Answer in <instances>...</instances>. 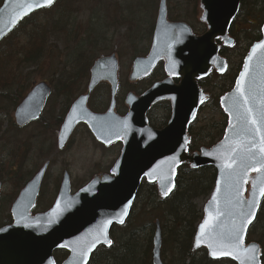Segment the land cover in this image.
I'll use <instances>...</instances> for the list:
<instances>
[{
  "label": "water",
  "instance_id": "water-1",
  "mask_svg": "<svg viewBox=\"0 0 264 264\" xmlns=\"http://www.w3.org/2000/svg\"><path fill=\"white\" fill-rule=\"evenodd\" d=\"M241 1L200 0L198 19L206 25L207 33L196 36L186 22H170L168 1L160 0L152 49L146 57L134 61L128 81L131 84L142 81L160 62L165 63L167 78L142 96L130 93L125 100L128 112L123 117L116 113L120 59L116 54L98 58L90 69L86 92L73 104L61 126L58 147L63 149L76 127L84 123L105 146L122 142L121 155L110 174L94 176L90 184L75 194L66 173L53 208L33 217L31 212L39 197L47 163L13 205L14 224L0 229V264H56L54 253L62 249L70 253L63 264H89L99 247L112 246L111 230L127 222L143 182L155 184L159 197L168 199L182 165L194 170L212 167L217 172L215 189L195 233L194 252L204 248L213 261L231 259L236 264L242 261L262 264L261 246L255 242L246 244L245 239L264 199L260 191L264 187V152L260 151L264 144L261 139L264 48L258 47L264 45V27L261 40L253 45L243 62L233 90L221 98L220 106L228 121L224 138L213 148L203 147L197 152L190 153L188 145L189 128L208 98L199 82L208 79L212 70L218 74L227 70V61L220 54L221 46L217 42L225 47L234 45L230 27L240 11ZM37 4L45 6L35 7ZM50 7L45 0H5L0 9V43L30 15ZM177 78L179 83L175 84ZM101 84L110 87L111 105L106 113L97 115L90 110L88 102ZM50 92L45 83L32 90L15 114L18 126L40 119ZM167 101L172 112L169 124L155 130L148 123V112L156 104ZM249 148L251 152L247 151ZM249 156L251 160H247ZM241 157L247 161L246 168L240 167ZM229 163L231 168L227 166ZM240 212L253 217L243 228L240 248L232 251L209 247V235L218 236L229 232L234 224L240 225ZM206 223L208 227L202 238L201 229ZM106 241H111V245ZM162 241L158 224L153 239V264H164Z\"/></svg>",
  "mask_w": 264,
  "mask_h": 264
},
{
  "label": "trees",
  "instance_id": "trees-1",
  "mask_svg": "<svg viewBox=\"0 0 264 264\" xmlns=\"http://www.w3.org/2000/svg\"><path fill=\"white\" fill-rule=\"evenodd\" d=\"M263 3L264 1L261 0H244L241 6L243 12L240 13V16L244 28L240 35L243 32L248 34V29H252L253 26L259 29L255 35L247 36L250 42L249 48L261 39L260 29L264 25ZM141 8L142 3L133 0H59L51 9L42 10L29 17L0 45V74L4 71L9 73L8 78L1 79L0 77V105L8 104L11 107H17L24 98V90L30 88V85L25 82L28 79L23 80L21 73L27 69L37 70L44 61L53 63L60 56L58 50L63 48L66 60L57 64L54 69L57 79L53 82V91H55L53 95L61 99L72 100L68 104V108L65 109L66 115L71 103L85 91L93 62L101 54L109 53L110 48L106 47L107 37H112L115 32V35H118L125 25L127 26L125 29L128 42H131V38H133L129 36L130 32L134 33L136 37L137 34H140L141 28L144 26ZM257 11H259V15ZM37 19H41V21L39 22ZM24 34L26 36L24 38L25 45L20 41ZM222 51L225 54L227 52L225 49ZM143 54L144 52L136 53L135 57ZM242 67L243 61L238 68L232 67L230 73L229 70L221 76L227 77L232 87L224 93L233 89ZM158 75L163 77L162 69ZM200 85L205 87L206 82H200ZM15 87L19 91L12 94ZM102 90L109 95L108 101L110 98L108 87L106 85L99 86L91 101V107L96 113L103 112L108 106L107 101L104 104L98 103L97 95ZM215 105L217 113L222 116L223 121L201 129H198V120L191 125L189 130L190 151H196L202 146H213L216 141L223 138L228 121L220 109L218 100ZM160 107L165 111H170L166 104H162ZM123 109H120V113H123ZM150 120L153 127L157 128L151 116ZM44 121L45 118H42L41 122ZM62 121V117L55 121H46L45 126L41 127L44 131L37 128V133L43 134L31 136V140L34 143L40 141L39 139L47 141L45 132L49 131L51 136L55 135ZM166 124L165 122L162 126ZM52 128L56 130L54 131ZM3 138L4 134L0 132V140ZM52 141L51 139L50 142ZM31 150L28 154L29 157ZM3 152L6 151L3 150ZM176 179L175 191L166 200L159 199L155 185L143 183L127 223L112 232L113 246L106 249L100 248L92 256L89 264H152L153 234L157 221L162 227V256L166 258V264H217L210 259L204 249L194 253V245H192L195 232L203 216L198 207V200L208 199L212 194L217 179L216 170L210 167L191 170L190 167L184 165L178 170ZM19 180H23L21 175H19ZM263 229L264 201L248 235V238L257 239V242L264 247V242L260 240V237L264 240V234H260ZM116 233L118 234L116 235ZM142 238L145 239L142 241ZM262 261L264 264V254ZM226 262L235 264L232 261Z\"/></svg>",
  "mask_w": 264,
  "mask_h": 264
},
{
  "label": "rangeland",
  "instance_id": "rangeland-1",
  "mask_svg": "<svg viewBox=\"0 0 264 264\" xmlns=\"http://www.w3.org/2000/svg\"><path fill=\"white\" fill-rule=\"evenodd\" d=\"M136 2L142 3V20L144 22V26L141 28L140 34H137V37L134 33L130 32L129 36H132L131 42L126 40V29L127 26L121 29L118 35L113 34L112 37L108 36V42L106 43V47L110 48L108 54H99L100 56H109V54L116 53L119 59H121V72H120V81L121 84V94L119 96L120 106L118 107V111L124 108L123 111L126 110L125 104L123 103L125 96L129 92H136L137 94L144 93V90L148 89L149 84L155 83V81L162 80L158 74L161 71V67L158 68L153 77L144 80L141 83L136 85L130 84L128 81V75L130 73V67L134 61L136 53L144 52L146 55L151 49L152 43V32L155 26V19L158 14V6L159 0H133ZM168 9L170 14V20L176 22H187L193 29L196 34L202 33L205 30V27L202 23L198 22L199 17V1L200 0H168ZM262 2L264 0H261ZM264 4V3H263ZM140 6V5H139ZM258 15H259V11ZM256 12V14H257ZM173 17V19L171 18ZM241 16L237 19L238 28L235 27L233 31V37L236 38L237 44L231 49H226V56L228 58L229 73L232 70V67L236 69L238 68L240 63L244 59V55L249 48L250 42L248 41V37L252 34H256L255 32H259L258 27L253 26L252 29H248V34L243 32L240 35L242 28H244L243 22L241 20ZM39 22L41 19H37ZM240 31V32H238ZM248 36V37H247ZM25 34L22 35L21 44L25 45L24 38ZM130 43V44H129ZM60 45V44H58ZM60 53L59 58L51 62H42V64L34 69H27L21 73L22 79L30 85V88L24 90V94L26 95L34 86L35 83H40L43 81H47L54 88V80L56 78V74L54 73V69L57 64L64 62L66 60V53L63 48L58 50ZM137 56V57H142ZM54 59V58H53ZM17 73V72H16ZM9 73L4 71L0 74L1 79L8 78ZM20 75V74H18ZM89 77V76H88ZM7 80V79H6ZM5 80V81H6ZM151 80V82H150ZM3 81V82H5ZM229 79L217 76L216 73H213L210 76V79L206 82V91L210 94L212 99L211 102L205 105V108L202 109L203 112L199 115V124L198 129H201L205 126H212L213 123H220L223 121L222 116L217 113L216 101L220 100L222 95L226 90L231 89V85L229 83ZM2 85V83H1ZM9 89V87H8ZM17 91V88H13L12 94ZM19 91V90H18ZM17 91V92H18ZM1 92V90H0ZM55 92V91H54ZM108 94L103 90L99 92L97 95L98 103L104 104L108 103ZM72 100L70 99H61L53 95L47 103L46 109L44 111L43 118L46 120L40 125L42 127L45 126L46 121L49 122L51 120L55 121L57 118L62 117L64 119V115L66 113L65 109L68 108V104ZM104 106V105H101ZM0 132L4 134L3 140H0V161L4 162H16L19 167V175L23 177V180L15 179L14 181L11 178H6V183L3 188V193L0 197V228L3 227L6 216L10 214L11 207L17 199V193L25 188V184L30 181L35 175L36 172L44 166L45 162L50 161L51 167L47 171V178L44 182L43 195L42 199L39 202L38 208L35 212H46L49 211L51 206L54 204L58 190L60 187V182L62 180L64 172H68L71 175V180L73 184V192H76L81 189V187L87 185L89 181H91L92 177L97 174L107 173L113 167L117 158L120 155L122 150L120 144H115L110 148L101 147L95 138L88 132V129L85 127H79L78 131L75 133L72 141L68 144L65 151L60 152L57 148V132L55 135H50L49 131H46L47 134V143L43 149L41 147V141L33 142L31 140V136L37 134L36 125H32L28 128L23 129V131L15 130L14 127V119H13V108L10 105H0ZM124 113V112H123ZM151 118L155 126H162L163 123H167L170 112L165 111L162 107L157 109L156 111L151 112ZM166 126V125H165ZM54 127V126H53ZM54 136V137H53ZM53 140L50 142V140ZM30 142V143H28ZM28 143V144H27ZM14 144V145H13ZM24 144H27V149H24ZM31 146V156L29 157V147ZM5 150L6 152H3ZM25 151V152H24ZM6 154V155H5ZM8 154V155H7ZM5 155V156H3ZM49 155V157H48ZM2 159V160H1ZM32 173L33 175H31ZM19 178V177H18ZM17 180L19 182L17 184ZM11 197H14L13 199ZM208 199L198 200V207L200 210L205 206ZM260 234H264V229ZM118 233H116L117 235ZM262 234V235H263ZM145 239V238H144ZM142 238V241L144 240ZM263 238L260 237V240ZM258 240V241H260ZM141 241V240H140ZM248 241H257L254 238H248ZM167 249V253H168ZM166 253V252H165ZM166 253V254H167ZM162 258L166 262V258L162 256ZM167 263V262H166ZM217 264H230L228 262H219Z\"/></svg>",
  "mask_w": 264,
  "mask_h": 264
},
{
  "label": "flooded vegetation",
  "instance_id": "flooded-vegetation-1",
  "mask_svg": "<svg viewBox=\"0 0 264 264\" xmlns=\"http://www.w3.org/2000/svg\"><path fill=\"white\" fill-rule=\"evenodd\" d=\"M244 1V0H243ZM243 1L241 2V5H240V9L242 10V8H241V6H242V3H243ZM5 2V0H0V7L3 5V3ZM240 10V13L241 12H243V11H241ZM240 16L238 15V17L235 19V21H234V23L232 24V26H231V29H230V31L232 32V34H233V31H234V29H235V27H237L238 28V25H237V19L239 18ZM238 32H240V31H238ZM223 54V53H222ZM159 67L158 68H162L163 69V74H164V77H165V66H164V63L162 62V63H160L159 65H158ZM162 78L163 80H165V78ZM162 80V81H163ZM174 82H175V84H177V83H179V79L177 78V79H174ZM205 88V87H204ZM206 89V88H205ZM94 96V94L92 95V97ZM91 101H92V98L90 99V101H89V104L91 105ZM119 102V100L117 101V103ZM162 104H166V105H168L169 106V110H170V112H171V106H170V103L167 101L166 103H160V104H157L153 109H152V111L151 112H153V111H156L157 109H159V108H161L160 106L162 105ZM118 105H119V103H118ZM92 106V105H91ZM11 108H13L12 110H13V113L15 114V111H16V109L17 108H15V107H11ZM152 114V113H151ZM43 118V117H42ZM169 118V116L167 117V119ZM13 119H14V115H13ZM46 120V119H45ZM42 124V122H41V120L40 121H37V122H34V123H32V124H30V125H28L27 127H23L22 129L21 128H18L17 127V125H16V121H15V119H14V127H15V130H17V131H19V130H23V129H25V128H28V127H30V126H32V125H36V127L37 128H39V129H41V130H43L44 131V129H42L41 127L42 126H40ZM150 124H152L151 123V121H150ZM167 126V125H166ZM166 126H164V127H166ZM160 127H162V126H158L157 128H160ZM164 127H162V128H164ZM156 128V129H157ZM36 131H38V129L36 130ZM89 132V131H88ZM37 134H39V135H41V134H43V133H37ZM40 141H41V146L43 147V146H45L46 145V143H47V141H43L42 139H39ZM36 141V140H35ZM37 142V141H36ZM28 143H30V142H28ZM27 143V144H28ZM27 144H24V149H27L26 147H27ZM99 144V143H98ZM14 145V144H13ZM101 147L103 146L104 147V145H101V144H99ZM104 148H106V147H104ZM107 149V148H106ZM30 150H31V146L29 147V150H28V152H29V154H30ZM47 162H49V167H48V169L51 167V162L50 161H47ZM18 167H19V165L16 163V162H9V163H7V162H4V161H0V184H1V187H2V192H1V194H0V197H1V195H2V193H3V188H4V185H5V183H6V178H11L13 181L15 180V179H19L18 177H19V175H18V173H19V171H18ZM112 169V168H111ZM110 169V170H111ZM109 170V172H107V174H109L111 171ZM31 175H33L32 173H30ZM65 172H64V174H63V177L65 176ZM103 174V173H102ZM62 177V178H63ZM47 178V175H46V177H45V179ZM45 179H44V181H43V183H42V188H41V192H40V197L38 198V201H37V205L39 206V202L41 201V199H42V195H43V188H44V182H45ZM61 182H62V180H61ZM61 182H60V184H61ZM19 184V182H18V180H17V184L16 185H18ZM60 187H61V185H60ZM59 187V188H60ZM19 193L20 192H18L17 193V198H18V195H19ZM12 199L14 198V197H11ZM37 205H36V207H37ZM35 207V208H36ZM38 213L37 212H33V215H37ZM5 220H7L6 222H5V224L3 225V227H1V228H5V226H9V225H12L13 224V220H12V216H11V211H10V214H8L7 216H6V218H5ZM111 238H112V235H111ZM112 239H114V238H112ZM101 248H103V247H101ZM69 256V252L68 251H65V250H62V251H58V252H56L55 253V255H54V258H55V261L57 262V264H62L66 259H67V257Z\"/></svg>",
  "mask_w": 264,
  "mask_h": 264
},
{
  "label": "snow or ice",
  "instance_id": "snow-or-ice-1",
  "mask_svg": "<svg viewBox=\"0 0 264 264\" xmlns=\"http://www.w3.org/2000/svg\"><path fill=\"white\" fill-rule=\"evenodd\" d=\"M46 5L51 6L54 3V0H45ZM45 6L44 4H37L35 5V7H43ZM258 47H262L264 48V45H259ZM241 79L243 80L244 78L241 77ZM261 104L264 105V100L261 101ZM249 112H251L250 109H248ZM253 123H255V121L253 120ZM257 131H259V129H257ZM262 141H264V135L261 136ZM247 151L251 152V148L247 149ZM260 151L264 152V144H261L260 146ZM252 157H248L247 160H251ZM228 167H232V164L229 163L227 165ZM241 168H246L247 167V161L241 157V164H240ZM262 167H264V164H262ZM261 195L264 196V187H261ZM167 194V193H166ZM240 225L237 227L235 224L233 226V228L227 232V233H221L218 236H210L209 235V247H213L215 246L218 249H231L232 251H235L237 249L240 248L241 246V240H242V236L241 233L243 231L244 226L247 223H250L253 217H250L248 215H246L244 212H240ZM123 222V221H121ZM208 227L207 223L205 225L204 228L201 229V234H202V238H205V229ZM109 245H111V241H106ZM197 246H200V241H197ZM255 250L253 249V252ZM213 255H216V251L213 252ZM241 264H243V261L241 262Z\"/></svg>",
  "mask_w": 264,
  "mask_h": 264
}]
</instances>
